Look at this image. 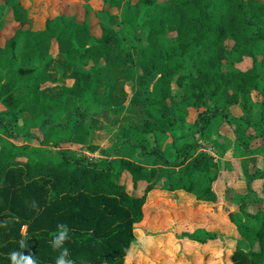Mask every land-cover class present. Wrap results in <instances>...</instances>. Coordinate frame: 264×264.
<instances>
[{"label":"trees","instance_id":"obj_1","mask_svg":"<svg viewBox=\"0 0 264 264\" xmlns=\"http://www.w3.org/2000/svg\"><path fill=\"white\" fill-rule=\"evenodd\" d=\"M4 7L18 28L0 44V90L11 73L16 83L11 103L0 100V264H12V251L32 256L36 264H55L61 251L52 247L58 225L69 229L62 247L75 264H126L151 192H184L217 202L218 163L197 142L184 143L173 161L157 143L148 150L144 142L158 124L167 132L185 119L188 107L202 103L207 109L196 124L200 132L207 130L212 121L208 104L214 99L216 114L233 103L252 114L263 77L255 48L264 42V0H102L94 12L110 16L117 10L120 25L127 26L140 51V87L153 91L144 102L142 129L125 128L123 142L113 152L102 150L99 158L80 155L71 146L89 133L74 101L89 87L103 85L101 74L111 69L112 44L121 27L101 22V34H93L88 3L83 21L58 13L41 26L22 0H0V12ZM55 56H62L72 71L61 84L44 87L57 82L49 71ZM247 58L251 66L241 69L238 65ZM38 60H43L41 69L33 66ZM175 86L182 90L180 99ZM57 88L60 94L52 95L50 90ZM260 102L264 105V97ZM61 105L66 115L57 120ZM24 113L40 121L38 134L15 131ZM237 132H246L242 123ZM236 141L244 151L251 150L238 134ZM49 146L58 155L45 161L40 154ZM89 149L99 148L89 144ZM125 174L134 187L146 183L142 193L128 190ZM258 178H264L263 171L248 175L249 188ZM229 217L237 230L231 264H264V207L252 212L240 206ZM216 235L207 230L184 234L203 245Z\"/></svg>","mask_w":264,"mask_h":264},{"label":"rangeland","instance_id":"obj_2","mask_svg":"<svg viewBox=\"0 0 264 264\" xmlns=\"http://www.w3.org/2000/svg\"><path fill=\"white\" fill-rule=\"evenodd\" d=\"M24 5L34 12L37 26H41L48 16L58 13L75 15L80 21L86 16V4L93 12L89 13L91 31L101 34V22L113 28L121 27L119 38L112 44L108 64L111 69L101 74L103 85L95 90L88 88L89 93H81L74 102L79 105L83 114L85 126L89 133L82 143L73 144L74 152L88 158H99L102 150L113 152L123 142L125 128L142 129L146 120L144 102L153 89L145 92L140 87L136 67L139 61V49L128 32L125 24L120 25L117 10L112 14L98 16L94 12L102 7V0H22ZM137 1V0H134ZM142 8H145L142 6ZM18 28L13 13L8 7L0 12V44L13 35ZM54 44L52 52L56 53ZM255 51L262 67L263 77L260 82L261 92L256 93V105L251 115L242 110L238 103L231 104L221 113H214L219 106L215 99L209 102L211 123L207 130L200 132L196 124L198 116L207 109L205 104L188 107L185 119L178 122L169 131L163 132L162 124H158L148 133L146 144L148 150L157 143L165 156L173 161L177 150L186 142H197L200 150L214 156L218 163L219 178L215 182L218 195L216 203L199 201L196 196L184 193H170L157 189L148 195L144 207V219L136 225L135 241L131 247L126 264H231L230 252L237 238L236 227L232 224L229 212H237L242 206L252 212L264 207V178L252 181L250 188L247 184L248 175L255 170L264 172V42L257 44ZM252 60L247 58L238 66L247 69ZM34 67L41 69L43 60H38ZM49 71L57 82L48 83L44 87L61 84L70 74L72 68L62 56H55ZM59 81V82H58ZM16 86L14 74L11 73L7 84L0 90V100L9 105ZM50 86V87H49ZM177 98L180 99L182 90L174 87ZM52 95L60 94V89L50 90ZM260 98V99H258ZM57 120L65 115L63 105ZM40 121L35 120L29 113H24L17 122L15 131H34ZM243 124L246 132L235 133V129ZM240 136L243 145H249V151H244L236 141ZM22 142L38 145L37 140ZM18 140L17 142L20 143ZM90 145L98 146L95 152L90 151ZM58 149L52 146L42 148L40 157L43 160L56 159ZM152 158L148 159L151 162ZM123 182L128 190L140 194L145 182L133 186L131 177L123 175ZM25 230V229H24ZM197 230L217 231L216 238L205 245L185 237V233Z\"/></svg>","mask_w":264,"mask_h":264},{"label":"clouds","instance_id":"obj_3","mask_svg":"<svg viewBox=\"0 0 264 264\" xmlns=\"http://www.w3.org/2000/svg\"><path fill=\"white\" fill-rule=\"evenodd\" d=\"M69 229L66 225H58V233L54 236L52 247L61 249L60 255L57 257L55 264H75V261L69 258V249L62 247L64 241L69 238ZM20 247L24 248V241H20ZM12 264H36L34 258L30 255H25L24 252L12 251L9 254Z\"/></svg>","mask_w":264,"mask_h":264},{"label":"crops","instance_id":"obj_4","mask_svg":"<svg viewBox=\"0 0 264 264\" xmlns=\"http://www.w3.org/2000/svg\"><path fill=\"white\" fill-rule=\"evenodd\" d=\"M1 102V101H0ZM216 161H217V159H216ZM218 178H219V176H218ZM218 178H217V180H218ZM216 182V181H215ZM215 182H214V188H215ZM216 190V189H215Z\"/></svg>","mask_w":264,"mask_h":264}]
</instances>
